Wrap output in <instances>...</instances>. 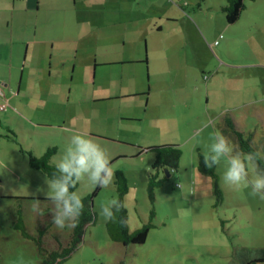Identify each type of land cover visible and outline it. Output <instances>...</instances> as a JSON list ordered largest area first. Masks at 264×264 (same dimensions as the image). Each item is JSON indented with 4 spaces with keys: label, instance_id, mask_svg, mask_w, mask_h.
Instances as JSON below:
<instances>
[{
    "label": "rangeland",
    "instance_id": "rangeland-1",
    "mask_svg": "<svg viewBox=\"0 0 264 264\" xmlns=\"http://www.w3.org/2000/svg\"><path fill=\"white\" fill-rule=\"evenodd\" d=\"M168 1L177 21L162 18L154 26L142 21L134 26V47L139 41L142 46L136 56L147 57L148 64H126L111 72L96 70L91 61L78 72L82 78L72 86L71 99L63 92L56 99L24 92L14 102L6 99L7 108L0 110V264H43L35 242L14 226L22 208L25 225L35 234L44 213L52 215L54 208L52 201L38 199L40 212L33 210L36 198H46L48 186L45 173L30 166L27 151L41 156L54 146L53 157L59 160L70 129L94 137L107 150L115 174L124 172L130 230L152 225L144 243L113 241L101 207L118 199L115 176L103 189L85 178L76 191L82 198L94 194L96 219L87 225L79 247L59 264H244L261 254L264 200L250 195V188L236 191L224 183L223 161L216 167L219 198L216 177L199 171L198 162L216 130L240 150L233 132L224 130L227 115L264 150V0H245L234 23L223 11L227 0ZM112 80L123 84L118 92L135 93L98 99L103 84ZM165 144L179 145L183 156L178 171L155 188L152 200L147 186L155 154L142 150ZM194 187L198 193L192 195ZM72 230L52 224L45 240L54 246L56 238L65 241Z\"/></svg>",
    "mask_w": 264,
    "mask_h": 264
},
{
    "label": "crops",
    "instance_id": "crops-1",
    "mask_svg": "<svg viewBox=\"0 0 264 264\" xmlns=\"http://www.w3.org/2000/svg\"><path fill=\"white\" fill-rule=\"evenodd\" d=\"M16 1L0 0V102H14L22 92L42 99H56L63 92L71 99L72 86L82 78L78 72L91 61L96 70L111 72L126 64H148L147 57L136 56L142 46L139 41L134 47V26L139 21L154 26L162 18L177 21L168 0H157V5L150 0H22L20 6ZM108 85L103 84L105 92L98 99L135 93L118 92L123 84L115 80Z\"/></svg>",
    "mask_w": 264,
    "mask_h": 264
},
{
    "label": "clouds",
    "instance_id": "clouds-1",
    "mask_svg": "<svg viewBox=\"0 0 264 264\" xmlns=\"http://www.w3.org/2000/svg\"><path fill=\"white\" fill-rule=\"evenodd\" d=\"M203 156L205 166L209 169L224 162V183L236 191L250 188V195L264 200V167L260 164L264 161V150L256 148L250 152L240 151L228 137L216 130L211 136L209 149ZM51 160L55 161V170L50 177H45L48 186L45 196L54 205L51 223L57 229L74 228L85 209L81 195L74 190L77 184L87 178L95 187H110L115 176L114 165L105 147L83 129H70L69 143L64 148L63 155L59 160L55 157ZM196 183L194 179L193 184ZM178 187L181 188L182 185ZM39 191L40 189L37 190ZM197 193V188L194 187L192 195ZM122 209H127L126 198L123 201L111 198L102 205L101 215L109 222L130 228V215L127 218L118 217ZM33 210L40 212L38 199L33 204Z\"/></svg>",
    "mask_w": 264,
    "mask_h": 264
},
{
    "label": "trees",
    "instance_id": "trees-1",
    "mask_svg": "<svg viewBox=\"0 0 264 264\" xmlns=\"http://www.w3.org/2000/svg\"><path fill=\"white\" fill-rule=\"evenodd\" d=\"M244 9L245 0H227V4L223 7L227 22H236L240 18ZM224 121V130H230L233 132L238 140L239 148L241 151L250 152L256 149V147L252 144V134L246 135L244 131L238 129L234 123L233 118L230 115H227L224 118ZM2 136V133H0V137ZM142 151H149L155 154V161L153 163V168L155 169V171L149 176L147 186L149 197L154 200L155 188L163 185L166 182L168 175H170L172 171H178L181 163V158L183 156V151L182 148L177 144L151 146L145 148ZM27 153L29 154V163L31 167L37 170H41L43 173H45L46 176L50 177L52 175L55 169L54 163L51 159L57 153L56 147H48L41 156H37L32 150H28ZM50 161L52 165L50 164ZM260 164L261 167H264V161L260 162ZM216 167H213L211 169L206 167L204 163L203 153L199 152V171L206 174H211L212 176L216 177L217 180L218 174L216 172ZM161 173H165V175L161 176ZM115 186L118 192V199H121V201H123V196L128 191V184L127 178L122 170L116 171ZM216 194L219 198L222 194L219 188L218 180L216 183ZM93 197L94 194H91L82 198L85 204L83 215L76 222V227L73 228L70 237L65 241H61L59 238H56L54 246H50V244H47L45 240L46 233L52 225L51 214L44 213L43 216H45V218L42 219V224L38 226L37 233L33 234L25 225V221L22 216V208H20L18 211L20 216L14 222V226L21 232L24 237L30 238L35 242L38 252L43 259V264H59L65 261L68 256L79 247V245L83 241L87 225L95 221L96 213L92 208ZM36 199L51 201L47 200V198ZM153 214L154 211L151 212V216H153ZM47 215L48 217H46ZM127 216V209H122L118 214V217L127 218ZM151 225L152 224L150 222L145 223L140 228L131 231L129 227L120 225L119 223H112L109 221L106 222V227L110 238L113 241L120 242L125 246L144 243ZM260 253L261 254L259 256L245 262L244 264H264V249H262Z\"/></svg>",
    "mask_w": 264,
    "mask_h": 264
},
{
    "label": "built area",
    "instance_id": "built-area-1",
    "mask_svg": "<svg viewBox=\"0 0 264 264\" xmlns=\"http://www.w3.org/2000/svg\"><path fill=\"white\" fill-rule=\"evenodd\" d=\"M217 43V41L215 42ZM0 96L3 97L4 96V93H3V90L0 88ZM8 106V102L6 99H3V101L0 103V110H4L6 109Z\"/></svg>",
    "mask_w": 264,
    "mask_h": 264
}]
</instances>
